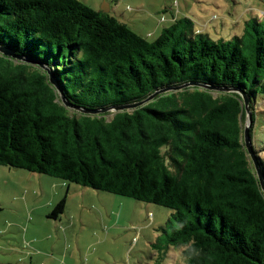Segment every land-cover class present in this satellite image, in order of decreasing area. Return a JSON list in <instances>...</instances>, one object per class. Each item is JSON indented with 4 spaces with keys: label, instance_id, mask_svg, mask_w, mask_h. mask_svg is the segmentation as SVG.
<instances>
[{
    "label": "trees",
    "instance_id": "trees-1",
    "mask_svg": "<svg viewBox=\"0 0 264 264\" xmlns=\"http://www.w3.org/2000/svg\"><path fill=\"white\" fill-rule=\"evenodd\" d=\"M0 46L32 62L0 53L1 165L172 209L160 244L184 264H264V193L236 92L264 181V19L226 40L176 18L148 40L80 0H0Z\"/></svg>",
    "mask_w": 264,
    "mask_h": 264
},
{
    "label": "rangeland",
    "instance_id": "rangeland-1",
    "mask_svg": "<svg viewBox=\"0 0 264 264\" xmlns=\"http://www.w3.org/2000/svg\"><path fill=\"white\" fill-rule=\"evenodd\" d=\"M80 1L107 9L148 40L176 18H189L193 33L226 40L242 32L246 19H264V0ZM256 108L264 112V98ZM63 198V212L52 215ZM172 211L0 164V264H184L182 248L164 249L160 240Z\"/></svg>",
    "mask_w": 264,
    "mask_h": 264
},
{
    "label": "water",
    "instance_id": "water-1",
    "mask_svg": "<svg viewBox=\"0 0 264 264\" xmlns=\"http://www.w3.org/2000/svg\"><path fill=\"white\" fill-rule=\"evenodd\" d=\"M105 11H107V9H105ZM0 53L7 56V57H12L14 59H18V60H25V61H28L30 63H32L31 61L29 60H26L24 59L22 56L20 55H17L14 53V51L10 48H7V47H4V46H0ZM48 72V75H49V82L55 87L57 88V92L59 94V98L60 100L62 101V103L69 107V108H74L75 106L70 104L66 98L64 97L61 89L58 87L52 73L50 72V70H47ZM186 85V84H185ZM185 85H183V87H185ZM199 86L203 87L204 85H200ZM182 87V86H181ZM204 87H207V86H204ZM219 90H223V91H234L236 89H232V88H218ZM161 90L159 91H155L153 92L152 94H150L149 96H147L145 99H142L140 101H136V102H133V103H130V104H125V105H120V106H110V107H107V108H104V109H100V110H96V109H88V110H84V109H80L81 111L83 112H87V113H98V112H106V111H116L118 109H123V108H132V107H136L146 101H148L149 99H151L152 97H154L157 93H159ZM236 92H238L240 95H241V98L243 100V103H244V107H245V111H246V120H245V124H244V128H243V135H244V144H245V147H246V150L254 164V167H255V170L257 172V176H258V180H259V184L262 188V191L264 193V181H263V177L260 173V169H259V166H258V162H257V159L254 155V152L252 150V146L251 144H249V140H248V128H249V123L251 121V113H250V110H249V107H248V97L241 91L239 90H236ZM76 108V107H75Z\"/></svg>",
    "mask_w": 264,
    "mask_h": 264
},
{
    "label": "bare ground",
    "instance_id": "bare-ground-1",
    "mask_svg": "<svg viewBox=\"0 0 264 264\" xmlns=\"http://www.w3.org/2000/svg\"><path fill=\"white\" fill-rule=\"evenodd\" d=\"M85 109V108H84Z\"/></svg>",
    "mask_w": 264,
    "mask_h": 264
}]
</instances>
